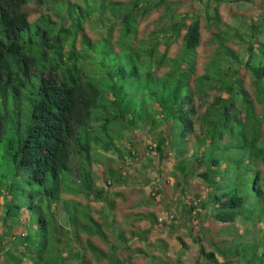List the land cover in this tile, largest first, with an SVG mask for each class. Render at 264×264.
I'll use <instances>...</instances> for the list:
<instances>
[{"label": "trees", "instance_id": "obj_1", "mask_svg": "<svg viewBox=\"0 0 264 264\" xmlns=\"http://www.w3.org/2000/svg\"><path fill=\"white\" fill-rule=\"evenodd\" d=\"M30 1L42 9L47 5L33 21ZM232 1L251 0H197L205 5L207 25L218 30L211 33L214 55L205 72L196 74L198 14L186 13L156 27L146 39L137 37L139 21L152 9L163 7V20L171 17L176 2L0 0V264H126L148 254L131 248V242L165 225L154 213L138 214L151 225L130 231L129 237L120 230L113 234L119 242L113 243L104 232L109 215H101L99 222L93 211L100 209L63 197L80 193L114 207L107 190L96 185L101 174L92 171L91 163L99 162L101 151L121 160L136 158L133 146L115 142L126 128L145 130L153 143L146 148L158 158L172 155L170 175L180 188L178 215L169 211L173 218L201 220L203 235L208 216L242 227L231 239L209 238L211 250L194 238L198 263L264 264V179L259 183L258 169L259 161L264 164V0L259 15L248 23L219 29L217 9ZM86 22L101 25L95 39L86 34ZM182 29V48L168 57ZM237 39L244 43L246 58L226 43ZM195 98H205L197 119ZM159 123L163 127L157 131ZM197 125L201 135L194 134ZM226 151L237 155L232 159ZM244 158L254 177L236 183ZM107 172V185L123 181L112 167ZM192 178L202 181L205 195H186ZM56 205L65 213L64 224L56 221ZM94 236L107 242V250ZM176 239L187 248L182 237ZM118 250L127 253L121 257Z\"/></svg>", "mask_w": 264, "mask_h": 264}, {"label": "rangeland", "instance_id": "obj_2", "mask_svg": "<svg viewBox=\"0 0 264 264\" xmlns=\"http://www.w3.org/2000/svg\"><path fill=\"white\" fill-rule=\"evenodd\" d=\"M170 2H176L173 6V12L171 17L168 15L166 19L161 20L162 14L165 15L163 7L152 9V11L138 23V38H148L149 33L160 25L168 24L171 20H178L182 15L186 13L198 14L200 20V37L201 42L197 47L196 56V74H202L215 52V44L212 42L211 33L217 31V27L206 23L207 12H205V5L200 4L197 0H168ZM129 2V1H128ZM263 0H251V1H239V2H226L219 5L217 9L218 17L220 18L221 25L219 29L226 27L238 28L240 21L249 22V20L255 18L261 12ZM29 12V20L33 21L39 14L44 11L45 7L39 8L34 1H30L27 4ZM46 11V9H45ZM211 13V12H210ZM52 15V13H51ZM53 16V15H52ZM189 19L186 20L189 23ZM67 23V22H66ZM100 26L95 25L94 22H86L84 24V30L86 34L95 39ZM118 25L114 29V38L118 36ZM240 31L241 28H239ZM163 31V30H162ZM165 31H163L164 33ZM185 29H182L179 36L173 39L167 56L173 57L177 55L182 48V36ZM227 45L235 52H238L240 58H246V50L243 46V42L237 40H230L226 42ZM79 42L77 40V46ZM245 85L250 87V77L246 75ZM213 93V91H209ZM205 98H195V105L198 113L194 116L197 119L199 113L204 108ZM172 121L169 122L171 125ZM163 124H158L157 131L162 130ZM124 139L116 138L115 142L118 146L127 145L126 147L133 146L138 152L136 158L121 160L117 158V154L111 151H101L99 156V162L93 161L91 163V169L94 173L100 175L95 179L96 185L103 186L107 193L105 194L108 199L112 198L114 201V207L109 208L107 200L93 201L85 197L83 194L65 193L63 197L80 201L84 203H90L95 210H101V212L93 211L95 219L99 222L103 220V215L106 213L112 220L110 225L104 226V232L106 233L107 241L118 243L115 240L114 233L116 234L120 230H123L125 235L129 237L130 231L142 230L149 227L150 221L146 219H140L138 214L154 213L158 217V221H163L165 225H157L151 232H149L145 239L135 238L131 242V248H141L147 251V255H137L131 262L126 264H200L197 261L198 258V245L194 242L195 239L201 240L202 244L207 250L213 249V246L209 240L218 242L220 239H231L236 234V230L241 231L242 227L237 223V227L231 226V224H222L207 217L203 220L205 222V228L208 229L206 235H203L200 227L199 219L191 220L181 223L179 219L173 218L169 211L178 215V202L177 197L179 195V189L174 186V181L171 179L174 160L171 154H167L164 158H158L157 155L149 151L147 145H153L151 138L145 132V130H135L132 128L122 129L121 131ZM195 135H201L198 125L196 126ZM175 137V134H172ZM131 141L132 144L126 143ZM193 144V138L190 136L189 147ZM122 149V147H120ZM225 154L230 155L233 159L237 153L233 151H226ZM149 158H152V162H149ZM258 169H261L259 183L264 179V164L261 161L258 162ZM112 167L115 170L117 177L123 179L122 182H109V173L107 168ZM245 168H248L247 175L244 174ZM251 165L242 160L239 170L242 176L235 179L237 183L243 176H248L251 179L254 177V173L250 170ZM255 168V167H253ZM104 172V173H103ZM103 173V174H102ZM235 170L233 169V175ZM73 178L77 179L78 166L74 165ZM153 186H156L159 192H154ZM75 187V186H74ZM206 188L201 180L198 178H192L189 180L188 185L185 187L186 195H190L195 192H203L205 195ZM105 196V197H106ZM185 196V195H184ZM52 210L55 211L56 221L60 224H64L65 213L60 205L52 206ZM204 213V211H203ZM102 215V216H101ZM220 230H228L225 236H220L218 233ZM218 232V233H217ZM177 236L187 244V248H182L180 242L176 239ZM82 238L86 235L82 234ZM98 246L107 250V242L100 237L94 236L91 238ZM163 241V242H162ZM163 245L165 248L163 249ZM127 252L119 251L118 255L124 257ZM98 264H105L102 261Z\"/></svg>", "mask_w": 264, "mask_h": 264}]
</instances>
